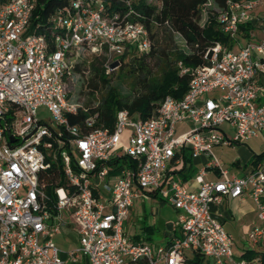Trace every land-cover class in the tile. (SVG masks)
<instances>
[{
    "label": "built area",
    "instance_id": "built-area-1",
    "mask_svg": "<svg viewBox=\"0 0 264 264\" xmlns=\"http://www.w3.org/2000/svg\"><path fill=\"white\" fill-rule=\"evenodd\" d=\"M120 1L126 9L109 8L106 0H70L49 17L50 39L26 33L34 0L0 2V264L260 263V257L249 262L234 255L233 237L210 204L249 196L261 225L247 236L264 245V159L246 175L230 176L213 154L215 146H233L264 132V103L256 102L264 96L257 81L264 73V26L257 36L252 14L264 0L203 5L205 15L216 8L219 29L234 44L212 42L206 66L178 61L179 73L189 75L188 88L181 98L166 96L154 116L132 118L121 109L112 129L95 126L96 114L70 124L67 114L80 104L71 100L67 78L79 49L104 54L110 73L127 44L136 43L139 51L150 47L145 25L133 19L139 16L134 5L159 9L163 0ZM247 23L243 37L240 25ZM174 35L186 47L183 37ZM40 107L50 114L48 123L38 117ZM184 122L191 127L177 132ZM223 124L232 129L230 137L220 130ZM184 149L194 159L207 156L195 176L197 189L173 179L163 188L167 164ZM58 153L65 184L54 186L51 196L46 182ZM208 169L221 177L206 180ZM151 193L180 210L171 239L158 246L124 232L133 199ZM68 225L77 243L62 258L52 234Z\"/></svg>",
    "mask_w": 264,
    "mask_h": 264
},
{
    "label": "trees",
    "instance_id": "trees-1",
    "mask_svg": "<svg viewBox=\"0 0 264 264\" xmlns=\"http://www.w3.org/2000/svg\"><path fill=\"white\" fill-rule=\"evenodd\" d=\"M69 1L34 0L35 5L26 33H43L50 39L49 17L57 9L67 6ZM106 1L109 8L126 9L120 0ZM208 1L163 0L159 9L144 2L135 4L134 8L139 16H134L133 19L145 25L150 37V47L139 51L136 43L127 44L119 57L120 72L117 80L112 77L114 70L105 72V55L95 56L88 65L93 73L88 82L92 89L88 93L95 96L96 104H92V101L80 104L75 114H67L69 123L80 124L89 115L96 114L95 126L112 129L118 110L126 109L132 118L145 120L156 114L166 96L181 98L188 88L189 75L179 73L177 62L181 61L190 67L206 66L204 55L212 42L220 41L229 48L234 44L233 40L220 31L215 18L216 8L210 7L206 15L202 11L203 5ZM210 1L213 6L220 8L225 0ZM240 28L243 30V37H247L249 24H241ZM173 31L183 37L186 47L178 44ZM72 71L79 72L80 64H72ZM124 84L126 89L123 88ZM70 98L74 101L71 96ZM183 158L190 162V158L184 153ZM262 159L264 152L254 154L251 164L257 166ZM122 160L125 162L126 157L123 156ZM49 172L51 176L47 179L46 191L53 196L54 186L65 184L59 153ZM151 231V226L146 227L144 238L149 239L148 233ZM241 256L249 262L260 257V263L254 264H264V253L255 249H247Z\"/></svg>",
    "mask_w": 264,
    "mask_h": 264
},
{
    "label": "rangeland",
    "instance_id": "rangeland-1",
    "mask_svg": "<svg viewBox=\"0 0 264 264\" xmlns=\"http://www.w3.org/2000/svg\"><path fill=\"white\" fill-rule=\"evenodd\" d=\"M178 44L182 45L180 41H178ZM102 55V53L93 52L83 47L79 49L78 54L72 59V64H80V71L71 72V75L67 78V88L72 99L78 104H84V102L88 101H92V104H96L95 96H91L88 93V90L92 89V87L88 85V82L93 77V73L88 65L95 56ZM119 72V68L114 70L112 77H116L117 80ZM123 86V88L126 89L125 84ZM37 114L44 122L48 123L50 121V114L44 107H40ZM252 149L256 151L258 147L254 145ZM216 153L218 156H221L220 162L224 167L229 166L231 160L238 154L237 150H232L230 148H223ZM122 162L123 161H121V163ZM114 173H116V171ZM179 211L180 210L175 209L167 199L161 198L160 196H151L148 194L144 195V197L133 199V204L130 208L131 213L124 224V232L129 237H137V239L143 237V239H146L144 238L146 227L151 226L152 231L148 233L149 239L146 240L152 245L158 246L169 238L168 233L170 224L176 219ZM250 221L256 222L257 226L261 225L260 221L255 220L253 215L236 221L226 220L224 222L225 229L231 233L234 239L233 253L235 256L240 255L245 248H254L256 251L264 248V245H258L252 242L244 232L242 224H248ZM52 239L61 251L60 256L62 258L65 257L64 252L74 247L76 240L74 234H64L62 232L52 234ZM66 260L68 261V259Z\"/></svg>",
    "mask_w": 264,
    "mask_h": 264
},
{
    "label": "crops",
    "instance_id": "crops-1",
    "mask_svg": "<svg viewBox=\"0 0 264 264\" xmlns=\"http://www.w3.org/2000/svg\"><path fill=\"white\" fill-rule=\"evenodd\" d=\"M252 14H253L254 32L257 34V36H259L260 29L262 28V26H264V3H262L258 8H256L252 12ZM257 81L262 86H264V73H260L258 75ZM256 102L258 104L264 103V96H260ZM191 125L192 124L190 122L180 123L178 124L176 131L177 132L185 131L188 128H190ZM220 130H222V132H224V134H226L229 137L233 133L232 129L227 124H223L222 126H220ZM254 145L258 147L256 151L252 149V146ZM223 148H230L232 150H237L238 152L237 156L229 163V166H225V167L220 162L221 156H218L216 153L218 150L221 151ZM262 152H264V132H262L257 137L251 138L243 143H239L233 146H215L213 148V154L218 159V161L223 166V168H226L228 170V174L230 176H242L249 173L254 167H256L253 164H251L253 155L254 154L258 155ZM183 153L190 158V162L184 161ZM206 161H207V156L203 154L199 155L195 159L192 158L189 149H184L182 152L176 153L174 158L167 164L166 172H165V180L162 182V187L166 188L167 180L173 179L180 181L188 189L196 190L197 182L195 181V176L198 174L200 168L204 165ZM220 177H221V173L215 169H211V170L208 169L206 171V174L204 175V178L206 180H217ZM149 195L154 196V193H151ZM210 211L214 217H216L223 223V225L226 220L236 221L244 217H249V215H253L255 217V220H258L256 216L255 205L249 196H244L243 198H236V199H227L226 197H223L220 203L210 204ZM242 225L244 228V232L247 234V231L253 226H256L257 224L256 222L250 221V223L242 224ZM171 228H172V224H170V228H169V233H168L169 238L164 243L161 244H165L171 239L172 237ZM61 232L64 234H68V233L74 234L76 239L75 244L77 243V236L72 225H68L67 227L62 228ZM228 233L231 234L230 232ZM132 238H137V237H132ZM247 249L248 248L243 249L242 253ZM242 253L240 255H242ZM84 264H88V262L85 261Z\"/></svg>",
    "mask_w": 264,
    "mask_h": 264
},
{
    "label": "water",
    "instance_id": "water-1",
    "mask_svg": "<svg viewBox=\"0 0 264 264\" xmlns=\"http://www.w3.org/2000/svg\"><path fill=\"white\" fill-rule=\"evenodd\" d=\"M10 141H14V139L12 137H10Z\"/></svg>",
    "mask_w": 264,
    "mask_h": 264
}]
</instances>
